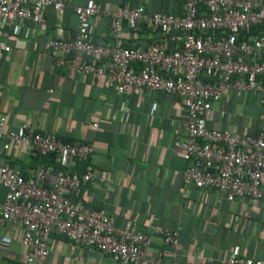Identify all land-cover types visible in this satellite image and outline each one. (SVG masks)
I'll return each mask as SVG.
<instances>
[{
    "label": "built area",
    "instance_id": "2783aa9c",
    "mask_svg": "<svg viewBox=\"0 0 264 264\" xmlns=\"http://www.w3.org/2000/svg\"><path fill=\"white\" fill-rule=\"evenodd\" d=\"M180 1L182 10L177 14L148 13L143 5L127 3L104 12L113 20L114 36L123 28L131 32L148 28L160 36L158 41L124 46L93 40L91 19L102 10L97 2L87 0L74 7L73 36L48 39L44 52L56 66L95 77L106 75L119 94L135 88L182 98L186 137L176 145L183 149L184 183L215 192L229 202L240 198L263 202L264 131L252 135L209 128L207 117L211 101L227 89L264 96V0ZM64 7V0H0V30L7 34L20 19L44 24L47 10L61 14ZM167 36L179 46H169L164 41ZM0 49L10 47L0 41ZM4 123L0 115V154L24 146L30 157L40 161L26 170L0 163V181L7 189L0 222L22 225L21 241L28 253L21 264H44L52 235L109 256L113 264H259L238 248L220 260H150L151 238L133 220L119 229L102 209L84 204L81 187L92 180L93 172L79 164L90 160L92 144L31 131L26 125L6 132ZM159 234L164 245L177 246L176 230Z\"/></svg>",
    "mask_w": 264,
    "mask_h": 264
},
{
    "label": "crops",
    "instance_id": "0c3cea01",
    "mask_svg": "<svg viewBox=\"0 0 264 264\" xmlns=\"http://www.w3.org/2000/svg\"><path fill=\"white\" fill-rule=\"evenodd\" d=\"M87 0H64L61 14L45 13L44 24L20 19L0 41V115L4 130L26 125L31 131L53 132L66 141L88 142L93 155L86 164L93 178L81 187V198L90 208L102 209L116 228L131 219L151 238L150 260L170 263L220 260L236 248L264 264V201L240 198L233 202L207 189L185 184L183 149L187 112L183 99L173 94L129 88L117 93L106 75L95 77L56 66L44 52L54 37L70 38L76 30L74 7ZM102 13L91 19L93 40L124 46L159 40L148 28L112 34L113 12L123 3L143 5L148 13H180V0H94ZM169 46H179L169 36ZM264 96L255 91L227 89L211 101L209 128L256 135L264 131ZM97 124L98 126H95ZM1 148V146H0ZM26 170L40 161L24 146L2 151L0 163ZM7 189L0 181V205ZM195 204L194 209L192 208ZM161 230H176V247L166 246ZM23 227L0 222V264H21L28 249L22 243ZM44 264H113L109 256L72 245L52 235Z\"/></svg>",
    "mask_w": 264,
    "mask_h": 264
}]
</instances>
